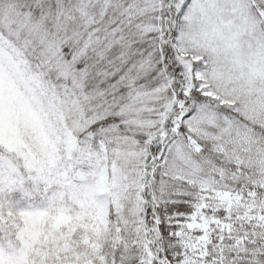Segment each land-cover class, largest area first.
Instances as JSON below:
<instances>
[{
	"label": "snow or ice",
	"instance_id": "snow-or-ice-1",
	"mask_svg": "<svg viewBox=\"0 0 264 264\" xmlns=\"http://www.w3.org/2000/svg\"><path fill=\"white\" fill-rule=\"evenodd\" d=\"M0 264H264V0H0Z\"/></svg>",
	"mask_w": 264,
	"mask_h": 264
}]
</instances>
